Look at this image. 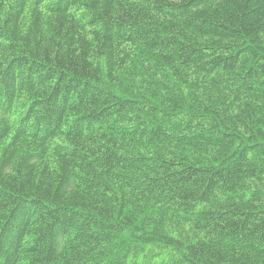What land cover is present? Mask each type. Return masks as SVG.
<instances>
[{
	"label": "trees",
	"instance_id": "1",
	"mask_svg": "<svg viewBox=\"0 0 264 264\" xmlns=\"http://www.w3.org/2000/svg\"><path fill=\"white\" fill-rule=\"evenodd\" d=\"M0 264H264V0H0Z\"/></svg>",
	"mask_w": 264,
	"mask_h": 264
}]
</instances>
